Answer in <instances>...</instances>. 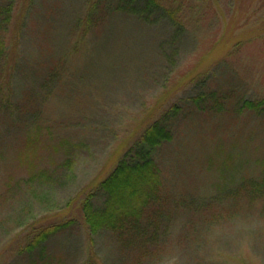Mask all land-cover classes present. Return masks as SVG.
<instances>
[{
    "label": "rangeland",
    "instance_id": "1",
    "mask_svg": "<svg viewBox=\"0 0 264 264\" xmlns=\"http://www.w3.org/2000/svg\"><path fill=\"white\" fill-rule=\"evenodd\" d=\"M122 1L0 0V264H264V0ZM172 106L160 203L92 235L82 203Z\"/></svg>",
    "mask_w": 264,
    "mask_h": 264
},
{
    "label": "trees",
    "instance_id": "2",
    "mask_svg": "<svg viewBox=\"0 0 264 264\" xmlns=\"http://www.w3.org/2000/svg\"><path fill=\"white\" fill-rule=\"evenodd\" d=\"M122 3L127 8L132 7L135 15L142 18L144 23L155 18L157 11L164 13V18L172 24L177 20L173 12L160 4L159 0H124ZM3 56L4 43L0 35V61ZM178 111L177 106H172L161 114L146 128L130 155L100 183L105 199L101 207L94 206L90 195L84 200L82 214L92 235L103 231L126 232L139 223L151 206L160 203L163 184L152 151L171 142V127ZM242 111L264 113V101L244 100ZM263 186L264 177L256 185V189H263ZM48 231L39 236V240H45ZM49 233L53 232L50 230Z\"/></svg>",
    "mask_w": 264,
    "mask_h": 264
}]
</instances>
